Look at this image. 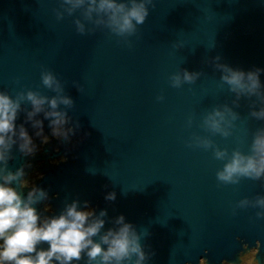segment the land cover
Segmentation results:
<instances>
[{
    "label": "water",
    "instance_id": "water-1",
    "mask_svg": "<svg viewBox=\"0 0 264 264\" xmlns=\"http://www.w3.org/2000/svg\"><path fill=\"white\" fill-rule=\"evenodd\" d=\"M148 8L131 36L88 24L94 31L82 35L74 23L79 11L57 18L60 0H0V91L55 95L41 81V72L51 71L74 101L66 110L75 134L43 146L64 159L39 168L35 186L48 199L35 207L52 216L87 201L97 215L107 210L102 231L122 214L141 234L150 257L145 264H264V216L257 215L264 209L254 206L264 196V179L222 183L216 174L226 161L189 146L196 135L229 154L247 153L264 127L250 116L259 101L241 97L233 105L235 94L215 67L220 57L233 68H264V0H154ZM182 69L202 75L172 87L170 77ZM260 79L264 84V72ZM224 104L239 114L228 137L201 127L204 116ZM22 108L31 106L23 102ZM48 124L44 120V134L51 137ZM25 127L39 144L31 123ZM12 156V171L28 165L29 156L16 146ZM110 192L114 201L105 199ZM244 199L249 204L242 207Z\"/></svg>",
    "mask_w": 264,
    "mask_h": 264
},
{
    "label": "clouds",
    "instance_id": "clouds-1",
    "mask_svg": "<svg viewBox=\"0 0 264 264\" xmlns=\"http://www.w3.org/2000/svg\"><path fill=\"white\" fill-rule=\"evenodd\" d=\"M60 3L63 11L56 10L58 19H62L65 12L69 16L80 12V17L74 21L78 33L94 31V28H86L88 24L103 26L121 37L135 34L137 26L144 24L149 15L148 5L154 6V0H60ZM215 60V67L221 72L220 80L235 94L232 104L238 107L241 97H255L261 106L258 110L253 107L250 116L264 121V84L260 79L264 68L245 71L219 63L220 57ZM200 75L202 73L182 69L170 77L171 85L179 88L184 83H194ZM41 81L55 95L27 90L13 97L0 91V264H79L82 260L84 264H145L150 257L140 242L141 234L122 214L115 218L113 227L102 231L106 209L97 215L87 201L84 208H80L76 200L66 204L58 215L42 216L35 205L48 199L47 191L32 185L27 195H22V190L30 186V181L24 178L25 167L30 165L12 171L8 162L13 158L14 146L24 156H35L39 151L25 123H31L35 136L43 143L50 140L44 134V120L49 121L51 137L64 142H69L76 130L69 126L71 117L66 109L72 108L74 101L64 94V85L51 71H42ZM157 99L162 100L163 96ZM23 102L30 104V110L22 108ZM21 112L26 114L25 123L17 125ZM41 113L43 119H38ZM238 117L233 107L224 104L208 112L201 127L213 135L228 137ZM188 123L191 125V118ZM189 146L211 149L215 159L226 161L216 174L222 183L236 184L242 177L264 179V127L255 131L247 153L237 148L229 154L227 148H219L209 137L196 135ZM105 199L114 201L115 192L107 193ZM239 204L247 206L249 200H241ZM254 206L264 209V196H258ZM257 215L264 216V212ZM45 243L47 247H41ZM204 262L201 259L200 264Z\"/></svg>",
    "mask_w": 264,
    "mask_h": 264
},
{
    "label": "flooded vegetation",
    "instance_id": "flooded-vegetation-1",
    "mask_svg": "<svg viewBox=\"0 0 264 264\" xmlns=\"http://www.w3.org/2000/svg\"><path fill=\"white\" fill-rule=\"evenodd\" d=\"M53 138L54 137H50L49 142ZM33 139H34V143L37 145V148L39 149V151H37L35 156H29L28 165H30V167H25L26 175H25L24 178L30 181V186L27 187L28 189H30L32 185L35 186L36 178H38L40 175H42L41 174V169H39V168L42 167V165L44 166V165H49V164H56L59 161L64 159L63 157L58 158V159H54L52 157L53 156V151L51 152V150H49V147H48L47 151L44 150V147H43L44 144L47 145V144H49V142L48 143H43L42 139L40 138V143L38 144V143H36V138H33ZM46 205H47V209L50 210L49 209L50 207H49L48 204H45L44 208H46Z\"/></svg>",
    "mask_w": 264,
    "mask_h": 264
}]
</instances>
